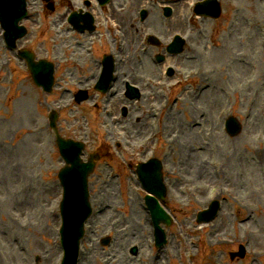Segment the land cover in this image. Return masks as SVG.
Returning <instances> with one entry per match:
<instances>
[{"label":"rangeland","instance_id":"rangeland-1","mask_svg":"<svg viewBox=\"0 0 264 264\" xmlns=\"http://www.w3.org/2000/svg\"><path fill=\"white\" fill-rule=\"evenodd\" d=\"M193 1L175 5L173 29L187 42L176 60L166 59L176 71L165 86L158 85L163 73L152 52L143 54L141 68L129 63L140 50L129 37L130 60L117 70L137 80L144 91L137 101L105 94L97 108L93 100L67 108L73 93H58L78 90L101 70L85 50L89 36L65 29V14L85 8L82 0H55L54 11L42 0L27 1L32 13L22 23L29 33L18 45L57 63L52 94L0 37V264H59L63 257L57 173L65 162L45 117L51 106L64 109L57 124L64 137L88 141L85 160L108 145L88 180L94 212L83 224L79 264H264V0H220L218 19L196 28L186 22ZM229 115L242 121L238 134L226 130ZM154 155L168 186L162 205L173 217L162 225L168 241L160 247L135 173ZM216 200L217 216L198 221ZM242 248L243 257L231 258Z\"/></svg>","mask_w":264,"mask_h":264},{"label":"water","instance_id":"water-1","mask_svg":"<svg viewBox=\"0 0 264 264\" xmlns=\"http://www.w3.org/2000/svg\"><path fill=\"white\" fill-rule=\"evenodd\" d=\"M209 6L212 5L210 4ZM13 10L16 9L10 5L8 14ZM18 13H20V8L16 11L14 25L21 17ZM217 14L218 12L215 15ZM29 63L36 82L38 84H43L45 88L49 89L50 84H48L49 82L47 77L50 76L51 70L48 63L45 60L34 61L32 57L29 58ZM231 125V133L235 134L239 131L240 126L235 120L234 122H231ZM58 143L61 151L65 154L66 160L71 162L70 165L67 164L61 171V178L65 186V197L62 203L64 217V228L62 231L68 258V253L70 254L77 246V243H74V241H77L79 234H82L83 232V229L81 228L82 222L86 218L87 214L90 213L87 176L93 170L94 161L90 160L89 162L84 163L81 160L80 152L82 150V143L64 138H59ZM70 154H73V156ZM139 172L145 186L148 189L154 190L153 185L150 184L146 177L142 174V170H139ZM77 175L80 176V180L74 179ZM157 194L163 197L164 191L160 193L157 192ZM150 205L154 208L152 212L156 226H158L159 220H165L167 223L171 222V218L158 203L156 204L152 201ZM82 206L85 207L86 213H84V210L81 211ZM203 216L204 214H202V217Z\"/></svg>","mask_w":264,"mask_h":264},{"label":"flooded vegetation","instance_id":"flooded-vegetation-1","mask_svg":"<svg viewBox=\"0 0 264 264\" xmlns=\"http://www.w3.org/2000/svg\"><path fill=\"white\" fill-rule=\"evenodd\" d=\"M144 0H109L107 5L108 19L120 24V29L112 28L108 25L114 40L113 45L116 48L120 42L117 37L121 33H132L138 39L142 34L154 32L160 37H167L174 30V16H167L164 13V7L168 3H155L153 5L143 4ZM146 7L145 18L141 17V10Z\"/></svg>","mask_w":264,"mask_h":264}]
</instances>
